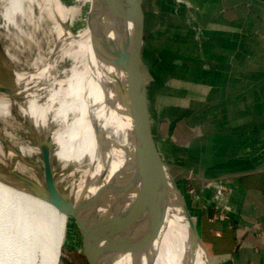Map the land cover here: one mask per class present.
Wrapping results in <instances>:
<instances>
[{
  "label": "bare ground",
  "instance_id": "obj_1",
  "mask_svg": "<svg viewBox=\"0 0 264 264\" xmlns=\"http://www.w3.org/2000/svg\"><path fill=\"white\" fill-rule=\"evenodd\" d=\"M129 1L0 0V36L11 41L4 52L12 64L0 69V264H59L69 216L85 217L81 191L96 202L103 228H123L127 214L166 216L161 229L145 235L149 245L140 240V264L211 263L176 181L169 186L163 144L155 139L167 173L148 144L146 99L130 87L142 82L127 53L131 24L120 37ZM16 39L35 43L34 57H23ZM48 131L58 195L72 205L56 202L46 182L41 139ZM92 234L97 264H130ZM129 241L124 235L122 244Z\"/></svg>",
  "mask_w": 264,
  "mask_h": 264
},
{
  "label": "rangeland",
  "instance_id": "obj_2",
  "mask_svg": "<svg viewBox=\"0 0 264 264\" xmlns=\"http://www.w3.org/2000/svg\"><path fill=\"white\" fill-rule=\"evenodd\" d=\"M236 2L225 0L224 12L217 21L216 3L210 5V0L141 1L138 54L151 130L154 139L163 144L164 159L197 229H202L206 207L227 212L233 208L232 183L204 181V177L216 174L206 168L234 160L240 148L248 147L254 137L264 134L263 128L252 133L249 129L233 128V112L244 109L233 104L246 99L248 93H242L234 102L233 95L239 93L223 91L224 86L231 87L234 70L264 53V24L254 20L245 6L229 10ZM0 37L1 59L5 55L4 44L11 41ZM47 42L45 38L41 45L46 46ZM13 44L23 57H34L35 43L16 39ZM131 50L137 69L133 37L127 51L129 58ZM20 63L26 69V62ZM250 72L241 77L242 90L264 76V62L254 65ZM140 79L142 82L141 75ZM260 103L264 106V102ZM87 125L89 129L90 123ZM72 182L79 180L73 175ZM84 239L76 218L70 215L59 264H95ZM211 263L223 264L216 258ZM197 264H201L199 260Z\"/></svg>",
  "mask_w": 264,
  "mask_h": 264
},
{
  "label": "crops",
  "instance_id": "obj_3",
  "mask_svg": "<svg viewBox=\"0 0 264 264\" xmlns=\"http://www.w3.org/2000/svg\"><path fill=\"white\" fill-rule=\"evenodd\" d=\"M236 1L231 9L228 7L229 10H239L241 6H245L254 20L264 24V0ZM213 3H216V9H212L216 12L217 20L224 12L225 0H210V5ZM208 9L211 7H207ZM237 22L241 20L238 18ZM260 61L264 62V53L253 56L243 66L234 70L231 87L223 88L224 92L233 90V93H239L233 95L234 102L242 93H248L246 99L240 98L238 103L233 104L237 109L244 108L233 112L232 116L233 128L240 131L249 129L252 133L258 131V128L264 130V106L260 105V102H264V76L254 83H249L246 89L240 88L241 77L251 74L252 67ZM234 155V160L219 162L206 170L223 173L228 170L247 169L251 172L221 178L223 182L232 183L233 208L227 212L216 210L215 207H206L202 212V229L198 230L211 259H219L223 264H264V134L258 138L254 137L248 147L243 146ZM231 165L234 167L229 168Z\"/></svg>",
  "mask_w": 264,
  "mask_h": 264
},
{
  "label": "water",
  "instance_id": "obj_4",
  "mask_svg": "<svg viewBox=\"0 0 264 264\" xmlns=\"http://www.w3.org/2000/svg\"><path fill=\"white\" fill-rule=\"evenodd\" d=\"M141 1L142 0H131L127 3L126 14L128 15H127V19L125 18V20L123 21L124 29L120 37L127 35L129 24H131V28H132L131 31H132V37H133L134 60L136 62L137 70L139 71L143 79L142 85L138 84V82L134 80L132 81L133 84L132 83L131 84L137 90L138 94L142 93L144 98L146 99V95H145L144 87H143L144 77L140 69L139 54H138L139 42L141 41L139 38L140 36L139 19L141 18V13H142ZM0 63L2 65H6L12 68V64H10V62L8 61L6 54L1 57ZM3 87L8 89L5 86ZM12 91L14 92L16 90L14 89ZM144 103L146 106V111L143 112L144 117H143L142 122H143V126L146 129V137L148 140V144L150 145V149L153 155L159 160L161 164V167H162L161 171H163L164 173H167L166 171L167 167L155 144V139H154V136L151 130L149 111H148L146 100ZM41 143L44 148V156L42 159L45 160L44 163L46 164V167H47L46 182L48 186H50L51 188V191H52L51 197L58 203L69 204L65 197H59L58 195V192L62 191L63 189H62V186L59 184L58 178H57L55 148L51 141L50 131H48L47 135L42 137ZM236 166L238 165L236 164ZM230 167L233 168L234 165L229 166V168ZM241 167L246 168L244 165H242ZM250 172L251 171H247V169L240 170V171L239 170H235V171L228 170V171H224L223 173L216 172L215 175L204 178V181H209V182L219 181L221 180V178L226 177V176L243 175V174H247ZM167 180H168L169 186L175 185V179L172 176H170V173H169V177ZM25 182L33 187L32 183H30L29 181L26 180ZM75 185L77 188L79 183L75 182ZM178 195H180V193ZM180 200L182 202V205L184 206L186 215L189 217L190 214L188 213V209H187L184 199L181 197ZM69 205H72V204H69ZM80 205L83 211L85 212V217L84 216L82 217L81 215L77 213H73L71 214V216L76 218L78 224L80 225L83 231V234H84V238H85L84 242L86 245L87 253L89 254L91 258H93V260H95V264H97V258H96L95 239L92 234V229H94L97 232L98 237L104 242V244L108 247V249H110V251L112 252L114 256L125 257V258L130 257L131 258L130 264H140L136 258V254H138L140 247H141L140 240L142 238L143 239L145 238V240L142 241V244H141L142 246H144V244H147V243L149 245V241L146 239L147 237L145 235L161 229V227L164 225L166 221V216L160 214L159 212L157 213V210H156V216L153 220H147L144 217H141V219H138L137 215L132 217L131 215L127 214L125 218L128 219L127 220L128 223L125 224L123 228L114 227V229L113 228L108 229V228H103L99 225L96 202L91 197L86 195L84 191H81L80 193ZM135 211L136 212L139 211L137 210V207L135 208ZM193 227H194V231L196 234V239L202 244L210 260L209 251L201 237L199 230L196 227V224H194ZM124 235H127L130 238V241L127 246L122 244V239ZM209 264L211 263L209 262Z\"/></svg>",
  "mask_w": 264,
  "mask_h": 264
}]
</instances>
